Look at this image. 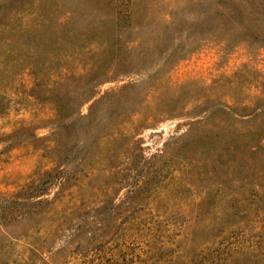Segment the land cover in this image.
I'll use <instances>...</instances> for the list:
<instances>
[{"label": "rangeland", "instance_id": "1", "mask_svg": "<svg viewBox=\"0 0 264 264\" xmlns=\"http://www.w3.org/2000/svg\"><path fill=\"white\" fill-rule=\"evenodd\" d=\"M0 112V264H264V0H0Z\"/></svg>", "mask_w": 264, "mask_h": 264}, {"label": "trees", "instance_id": "2", "mask_svg": "<svg viewBox=\"0 0 264 264\" xmlns=\"http://www.w3.org/2000/svg\"><path fill=\"white\" fill-rule=\"evenodd\" d=\"M56 110H57V117H58L57 127H60L63 123V120L67 117V115L65 114V107L62 105L61 106L58 105ZM240 134L242 135L243 138L246 137L249 139L251 137V139L254 141L251 148L257 149L259 152L262 151V149L264 148V142H262V141H264V137L262 134H257L255 132H249V133H246V132L242 133L241 132ZM224 141L227 143V142H229V139L228 140L224 139ZM250 201L252 202L253 198L248 199L247 197H240V200L238 201V203H236L238 205V208H236L237 206H234L232 204H230L229 206H225L223 208L224 212H225L224 215H226L227 217L230 216L232 218L230 225L234 224L237 220L239 221V219H241L243 217H246V216L250 217V215H249V213H251L250 212L251 211V205L250 204H252ZM257 210L259 212L263 213L264 212V205L257 207ZM231 211H235L234 213H232L233 214L232 216L230 213Z\"/></svg>", "mask_w": 264, "mask_h": 264}]
</instances>
